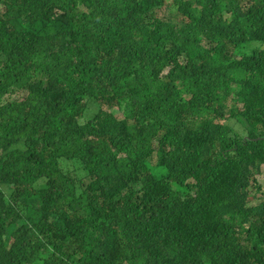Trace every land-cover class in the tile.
<instances>
[{
    "label": "trees",
    "instance_id": "obj_1",
    "mask_svg": "<svg viewBox=\"0 0 264 264\" xmlns=\"http://www.w3.org/2000/svg\"><path fill=\"white\" fill-rule=\"evenodd\" d=\"M170 1L0 0V264H264V0Z\"/></svg>",
    "mask_w": 264,
    "mask_h": 264
},
{
    "label": "rangeland",
    "instance_id": "obj_2",
    "mask_svg": "<svg viewBox=\"0 0 264 264\" xmlns=\"http://www.w3.org/2000/svg\"><path fill=\"white\" fill-rule=\"evenodd\" d=\"M167 3L170 4L171 1L168 0ZM172 8L174 9V6ZM39 27H42V25H39ZM17 98H20V97L18 95H16V94L14 96H11L10 97V99H17ZM112 112L114 114H117L116 116L120 117V115L118 114L119 112L116 109L113 110ZM261 172L264 173V166L261 168ZM259 183H260L261 186H264V174L262 176L260 175V177H259ZM259 201H260V198L259 197L254 196V195H250V202H251L252 205H255ZM252 234H253V230H251L249 228V226H244L242 228V235L238 239H243V238L249 239Z\"/></svg>",
    "mask_w": 264,
    "mask_h": 264
},
{
    "label": "clouds",
    "instance_id": "obj_3",
    "mask_svg": "<svg viewBox=\"0 0 264 264\" xmlns=\"http://www.w3.org/2000/svg\"><path fill=\"white\" fill-rule=\"evenodd\" d=\"M259 177H258V181H259ZM235 237L238 238L239 237V233H235ZM251 239H252V236L249 239L243 238V239H233L232 240L231 246H229V248H228V251H229V254L232 257V260H234L237 256L238 257L240 256V252H239L238 247H237V241L239 240L240 243L242 244V246L246 247V246L249 245V242H250Z\"/></svg>",
    "mask_w": 264,
    "mask_h": 264
}]
</instances>
